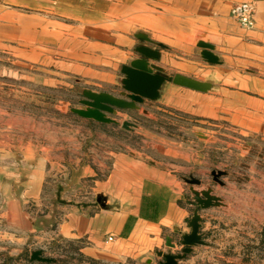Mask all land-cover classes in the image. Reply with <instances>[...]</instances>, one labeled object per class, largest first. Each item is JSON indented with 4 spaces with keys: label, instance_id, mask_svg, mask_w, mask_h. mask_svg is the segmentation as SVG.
I'll return each instance as SVG.
<instances>
[{
    "label": "crops",
    "instance_id": "obj_1",
    "mask_svg": "<svg viewBox=\"0 0 264 264\" xmlns=\"http://www.w3.org/2000/svg\"><path fill=\"white\" fill-rule=\"evenodd\" d=\"M240 2L256 5L252 29L230 15ZM202 43L212 46L218 64L203 57ZM142 46L159 59L143 57ZM5 50L34 62L36 88L65 84L76 105L67 103L71 113L63 121L49 122L55 128L45 138L0 122V244L66 243L97 263L158 264L159 252L185 248L180 238L190 233L197 208L191 188L211 189L222 205L200 210L206 244L179 264H205L218 253L231 263L235 251L239 264H264V0H0ZM139 61L209 87L199 92L165 82L157 100L117 110L109 124L71 111L82 107L83 90L119 96L123 69ZM152 108L225 126L242 140L233 162L245 165L247 178H237L232 165H204V155L193 173L124 149L117 134L138 131L136 113ZM124 122L136 127L126 130ZM199 135L202 143L214 138L213 131ZM190 177L201 185L191 186Z\"/></svg>",
    "mask_w": 264,
    "mask_h": 264
},
{
    "label": "rangeland",
    "instance_id": "obj_2",
    "mask_svg": "<svg viewBox=\"0 0 264 264\" xmlns=\"http://www.w3.org/2000/svg\"><path fill=\"white\" fill-rule=\"evenodd\" d=\"M13 54V51L11 53H7L6 50L0 51L1 125L2 122L7 125L11 122L10 124L18 129L34 128L33 130L44 138L49 137L50 131L55 128L54 124L58 120L63 121V116L71 113L72 106L67 103L76 105L74 95L72 96L68 91L70 87L65 84L59 85L60 87L54 90L46 86L36 88L35 80L38 78L35 79L34 62L22 61ZM36 82H40V78ZM77 91L81 89L77 87ZM136 114H140L138 115L140 117H137V124L140 127L138 131L117 134L124 149L129 146L142 157H150L171 171L183 170L193 173L201 171V159L197 155H204L206 157L204 165L219 167L232 165L237 178L241 180L247 178L245 165L233 162L238 156L237 149L242 145V140L229 134L225 126L222 129H212L210 125L203 126L196 122L194 117L164 108L146 109L145 112ZM52 120L55 121L54 124L49 123ZM202 130L209 133L213 131L214 138L202 143L199 140V132ZM230 149H233L232 152ZM9 242L0 244V264H3V257H5L4 264H102L87 260L66 243L51 246L45 243L46 241L35 242L23 249L17 241ZM2 247L5 248L4 251H1ZM35 251H42L44 256L53 262H32L30 258ZM231 254L234 259L231 263L227 262L225 255L218 253L205 259V264H239L238 252Z\"/></svg>",
    "mask_w": 264,
    "mask_h": 264
},
{
    "label": "water",
    "instance_id": "obj_3",
    "mask_svg": "<svg viewBox=\"0 0 264 264\" xmlns=\"http://www.w3.org/2000/svg\"><path fill=\"white\" fill-rule=\"evenodd\" d=\"M143 40L150 42L147 37L142 36ZM200 47L204 50L203 57L212 64H218V57L212 52V46L206 43L200 44ZM138 52L150 60H158L160 57L159 52L153 51L146 46L138 48ZM133 62L131 66L123 69L125 75L122 80L123 92L119 96H115L110 93H96L92 90H83L80 96L83 98L80 104L81 108H73L71 111L74 114L86 119H92L101 123H114L115 121L108 115H116L117 110H139L140 106H143L146 101L153 102L158 99L160 90L165 82H172L176 85L183 86L185 88L206 92L208 89L207 83L199 82L192 78L174 75L166 77L162 74V70L156 66H149L147 63ZM136 127L135 124L130 122H124L123 128L126 130H132ZM226 174V173H224ZM217 182L223 185L218 179ZM187 182L191 185H201V181L190 177ZM193 194V200L197 205V208L193 212V216L189 221L190 233L183 234L180 238V243L185 247L181 253H163L159 252L158 256L162 258L158 264H179L192 253L195 246L205 245L203 240L202 229V217L200 210H206L213 207H219L222 205L220 198L212 194L211 189H207L202 192L196 191L191 188ZM167 246L171 249L175 248V244L172 240H167ZM30 260L32 262L52 263L53 261L44 256L42 251H35L32 253Z\"/></svg>",
    "mask_w": 264,
    "mask_h": 264
},
{
    "label": "built area",
    "instance_id": "obj_4",
    "mask_svg": "<svg viewBox=\"0 0 264 264\" xmlns=\"http://www.w3.org/2000/svg\"><path fill=\"white\" fill-rule=\"evenodd\" d=\"M231 17L242 27L252 29L255 26L256 5L254 2H240L232 6Z\"/></svg>",
    "mask_w": 264,
    "mask_h": 264
}]
</instances>
